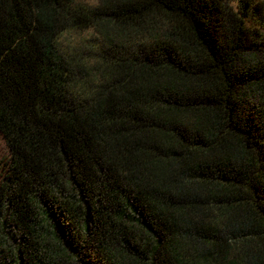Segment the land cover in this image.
Listing matches in <instances>:
<instances>
[{
  "label": "trees",
  "instance_id": "16d2710c",
  "mask_svg": "<svg viewBox=\"0 0 264 264\" xmlns=\"http://www.w3.org/2000/svg\"><path fill=\"white\" fill-rule=\"evenodd\" d=\"M0 264H264V0H0Z\"/></svg>",
  "mask_w": 264,
  "mask_h": 264
},
{
  "label": "rangeland",
  "instance_id": "374dc122",
  "mask_svg": "<svg viewBox=\"0 0 264 264\" xmlns=\"http://www.w3.org/2000/svg\"><path fill=\"white\" fill-rule=\"evenodd\" d=\"M8 152L2 136L0 135V177L4 171Z\"/></svg>",
  "mask_w": 264,
  "mask_h": 264
}]
</instances>
